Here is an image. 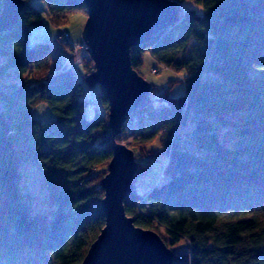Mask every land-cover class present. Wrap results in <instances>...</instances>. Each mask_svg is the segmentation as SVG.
Segmentation results:
<instances>
[{"label": "trees", "instance_id": "trees-1", "mask_svg": "<svg viewBox=\"0 0 264 264\" xmlns=\"http://www.w3.org/2000/svg\"><path fill=\"white\" fill-rule=\"evenodd\" d=\"M21 1L14 23L0 32V262L82 264L105 226L109 102L102 91L104 113L86 117L78 70L53 59L49 43L29 46L30 29L44 17ZM191 1L202 15L183 10L174 26L131 49L137 73L147 52L184 72L185 96L141 110L156 128L135 140L137 149L160 137L167 181L144 195L134 190L125 212L135 226L163 231L167 247L186 243L174 264H264V0ZM45 2L53 26L74 13L87 16L82 0ZM84 62L92 65L90 57ZM11 71L17 81L7 83ZM40 104L53 120L32 118ZM188 124L186 145L179 132ZM28 164L42 174L50 213L35 212L23 191Z\"/></svg>", "mask_w": 264, "mask_h": 264}, {"label": "water", "instance_id": "water-1", "mask_svg": "<svg viewBox=\"0 0 264 264\" xmlns=\"http://www.w3.org/2000/svg\"><path fill=\"white\" fill-rule=\"evenodd\" d=\"M82 2L87 8L82 36L94 63V73L85 82L91 90L100 85L107 95L113 152L108 174L101 181L105 226L82 264H174V254L160 236L135 226L125 212L124 201L135 190L139 166L134 152L118 145L116 138L130 115L152 103V87L132 68L131 49L152 42L159 32L174 26L183 9L179 2L169 0ZM22 8L21 0H4L0 32L14 23Z\"/></svg>", "mask_w": 264, "mask_h": 264}, {"label": "rangeland", "instance_id": "rangeland-1", "mask_svg": "<svg viewBox=\"0 0 264 264\" xmlns=\"http://www.w3.org/2000/svg\"><path fill=\"white\" fill-rule=\"evenodd\" d=\"M169 1L179 2L177 0ZM29 2L40 11L44 17L42 24L33 26L30 29L29 46L32 47L38 43H49L53 59L61 60L62 58H66L69 61L67 64L68 67L74 65L76 70H78L77 79L83 83L86 91L85 98L88 102L85 108L86 117L92 119L104 113V106L100 97L103 91L102 88L100 85H96L91 90L89 85L85 82L90 76L89 73L92 66L94 67L93 62L92 65L84 62V58L89 57L87 46L82 36L87 22V16L84 13L71 14L63 24L56 27L53 26L48 19L45 0H29ZM180 4L183 10H192L198 15L203 14L202 7L196 6L191 0H182ZM66 34H68L70 40L68 46H65L59 41L60 36ZM72 45L75 46L74 49H71ZM153 69H157L158 72L154 73ZM10 74L11 78L7 79L6 82L17 81L14 72L11 71ZM138 74L152 87L149 98L155 105L167 103L168 99L185 96V84L183 81L185 73L165 68L164 65L155 61L149 52L142 55V68L138 71ZM108 113L109 111L107 112V121ZM130 117L131 115L127 118L124 125L128 122ZM32 118L44 124L53 120L54 114L46 104H40L32 112ZM192 127V124H188L186 127L180 129L179 138L183 144H189ZM139 138L140 137L128 136L124 133L123 139L118 145L125 146L136 153V155L134 154L135 161L141 170L137 172L133 182L136 192L139 195H144L151 191L156 185H161L167 181L164 170L168 163V151L161 146L160 137H155L146 144L143 151L139 153L140 149L137 148H140L141 145L135 141ZM107 174L108 167L106 175ZM22 188L30 197L35 212H51L52 208L49 206L48 194L44 189L43 177L37 166L28 164L22 169ZM160 235L164 236L163 231H160ZM186 248L187 245L183 242L169 249L171 252L179 254L186 251ZM0 264L2 263L0 262Z\"/></svg>", "mask_w": 264, "mask_h": 264}, {"label": "built area", "instance_id": "built-area-1", "mask_svg": "<svg viewBox=\"0 0 264 264\" xmlns=\"http://www.w3.org/2000/svg\"><path fill=\"white\" fill-rule=\"evenodd\" d=\"M59 41L64 43H69V36L61 35L59 38ZM75 46L72 45L71 49H74ZM68 62L67 59L63 58L61 60L62 65H66ZM154 73H157V69H153ZM156 128L155 120L152 118L151 114L149 112H137L135 114H132L129 118L128 122L123 126L124 132L122 131V134L124 133L128 136L132 137H144L149 135L154 129Z\"/></svg>", "mask_w": 264, "mask_h": 264}, {"label": "bare ground", "instance_id": "bare-ground-1", "mask_svg": "<svg viewBox=\"0 0 264 264\" xmlns=\"http://www.w3.org/2000/svg\"><path fill=\"white\" fill-rule=\"evenodd\" d=\"M2 18H3V17H2ZM2 20H3V19H2ZM4 20H5V19H4ZM4 20H3V21H4ZM3 21H1V23H2ZM3 23H4V22H3Z\"/></svg>", "mask_w": 264, "mask_h": 264}]
</instances>
